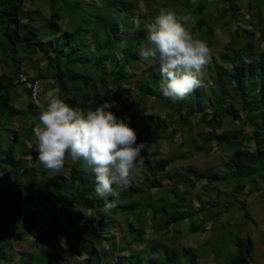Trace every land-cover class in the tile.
Segmentation results:
<instances>
[{"label":"trees","instance_id":"obj_1","mask_svg":"<svg viewBox=\"0 0 264 264\" xmlns=\"http://www.w3.org/2000/svg\"><path fill=\"white\" fill-rule=\"evenodd\" d=\"M33 1L0 0V175L1 181L10 179L0 191V263L14 261L10 240L20 242L28 237L34 239V246H39L44 242L53 243L59 234H63L68 246L66 251L56 246V249L51 247L44 251L42 245L39 246L42 251L36 257L30 252H21L13 263L54 264L56 261L63 264L66 259L83 252L87 256L79 264H200L195 250L180 243L181 233L171 230L167 245L145 240L144 230L134 223L143 218L142 213L148 212L153 232L159 233L188 220V233L209 231L214 236L213 241L202 244L211 251L229 234L221 225V217L232 208V202L220 200L216 186H233V195L238 197L245 189L253 193L259 180L264 182V51H256L251 30L237 27L230 34L224 51L218 57L212 54V63L206 70V78L211 81L209 88L203 83L183 100L173 102L162 96L160 68L154 63L155 69L147 75L148 79H142L137 86L139 100L142 102L145 95H149L161 101L174 111L168 122L152 116L146 124L140 115L141 109L128 110L122 116L116 107L106 109L135 130L137 143L147 141L148 144L161 136L172 140L178 127L189 132L193 128L190 117L198 116L195 131L200 144L190 135L192 147L207 154L211 143L215 142L232 152L224 163L205 169L190 165L183 172L166 174L174 182L172 188L164 190L157 175L164 173L175 158L150 160V156L157 154L151 150L150 155L144 154L141 189L130 186L124 190L118 197L117 207L108 213L103 211L104 199L95 192L94 173L82 160L72 163L69 157L71 163L69 166L65 163L60 173L46 170L39 162L33 128L39 123V115L47 103L43 108L37 106L32 92L25 88L19 77L53 80L54 84L48 82L46 85L47 89L56 87L53 96L59 95L69 106L82 112L95 110L105 101H121L131 91L125 84L132 83L134 78L128 68L135 67L133 64L148 63L139 57V49L147 44L145 25L153 23L161 11H171L185 28L211 47L217 43L214 40L217 24L214 13H220L219 17L223 18L231 11L229 23L237 21L235 0H213L214 8H209L204 1L193 0H136L135 3L131 0H47V11L42 6L31 7ZM259 2L257 7L260 9L264 0ZM138 4L144 11L134 14L132 8H137ZM219 5L224 9L220 10ZM137 20L139 28L135 24ZM259 32L260 41H264V29ZM117 51L121 59H116ZM33 57L36 63L30 66L34 72L30 77L27 69ZM217 58L222 64H218ZM40 62L45 64L43 68L39 66ZM109 84L115 89H109ZM22 103L24 106L20 107ZM129 116L138 119L130 123ZM174 120H177L175 125ZM14 121L19 122L18 128L8 131L6 126ZM228 124L232 127L223 129ZM247 125L253 126L248 136L244 134ZM246 142H253L254 148L250 149ZM15 152L18 158H15ZM25 157L43 167L39 173L43 181L38 195L44 208L49 203L55 206L50 229L41 228L39 221L33 220L34 212H29L30 220L20 209L19 200L24 193H34L36 182ZM202 180L205 181L204 189L208 193L215 191V197L197 196L195 204L190 193ZM178 183L189 189L188 195L178 194ZM153 188L157 189L155 194H147ZM132 191L137 194L133 195ZM240 209L243 223L250 220L244 202L240 203ZM127 215H132L133 219L128 220ZM61 216L67 222L65 229L59 226ZM76 216L82 220L88 218V223H77ZM199 216L202 218L198 220ZM116 221L127 234L118 244L111 234ZM207 223H210L208 230L205 228ZM241 224L235 227L236 231ZM102 242L108 243L109 248H100V253L98 246ZM230 243L234 252L228 255L225 264H248L252 255L250 239L237 234ZM137 247L141 248L137 250ZM126 251L129 253L125 254ZM217 251L220 252L219 247ZM157 252L160 255L152 256Z\"/></svg>","mask_w":264,"mask_h":264},{"label":"rangeland","instance_id":"obj_2","mask_svg":"<svg viewBox=\"0 0 264 264\" xmlns=\"http://www.w3.org/2000/svg\"><path fill=\"white\" fill-rule=\"evenodd\" d=\"M73 1V0H66ZM134 3L136 0H131ZM163 2L165 0H162ZM195 1H204L207 3V5L210 7L215 6V2L213 0H193ZM259 0H235V10L234 14L236 17H238V20L233 21L232 23H229L232 20V14L231 11L227 12L222 17H219L220 13H214L217 24L215 29V36L214 40L217 41V43L213 44L211 46L212 48V54L214 57H218V54L222 51H224V45L229 41L230 34L235 31L237 27H242L246 30H251V38L254 44V47H256V51H264V41H260L261 33L260 30L264 29V6H262L260 9L257 7ZM214 4V6H213ZM33 8H37L38 6H42L45 11H47V0H34L32 5H30ZM137 8H132V12L134 14L138 13L139 10H143L141 4L136 5ZM223 5H219L221 7ZM224 9V7H221L220 10ZM219 10V11H220ZM65 27V25H64ZM243 43L242 40H239ZM248 53V52H247ZM117 58L121 59L120 53L117 51L115 52ZM218 64H222V60L220 58L216 59ZM36 63V58H32V62L29 63L27 73L30 77L34 76V72L31 69V65H34ZM155 62L151 63H138L133 64L135 67L128 68L131 75L134 77L132 80V83L125 84V87H130L131 91L128 96H125L121 101L116 102V110L120 114V116L125 115L128 110H131V112H135L138 109L142 110V119L143 121L148 124L150 118L153 117H159L167 122L170 120V117L173 115L174 111L170 110L166 105H164L161 101L156 100L154 96L145 95V100L141 102L139 100L140 96L137 86L140 85V82L142 79H146L147 75L151 73L152 70L155 69L154 67ZM44 63L40 62V67H44ZM107 69H109V66H107ZM2 72V69H0V73ZM148 79V78H147ZM207 82L205 84L206 88H209V85H211L210 79L206 78ZM209 80V83H208ZM41 81V90L35 95L34 101L35 104L39 107L43 108V105L48 102L49 98L53 96L56 92L55 89H47L46 85L48 82H51L54 84L53 80H40ZM130 85V86H129ZM109 89H115V86L109 84ZM24 103V102H23ZM21 104L20 107L24 106V104ZM19 107V105H18ZM138 117L134 118L132 116H129L128 121L130 123L137 121ZM199 117H190L189 121L190 124L193 126V128L188 132L186 129L178 127V133L174 136L172 140L161 136L159 139H154L152 144H149L151 150L156 151L157 154L154 156H150V160H163L169 157H174L175 161L174 163L169 166L164 173H160L157 175V178H160L162 180V185L164 186L163 189H170L172 188L173 180L168 178L166 174L176 172H183L186 170L188 166H193L197 169H205L209 166H214L220 163H224L227 161V159L231 156V151L227 150L226 148H222L221 146H217L215 142H212L208 153L205 154L196 148H193L191 144H193V141L190 140V137L193 136L195 140H197V143L200 144V139L196 135L195 131V125L198 122ZM177 120H174V125ZM128 122V123H129ZM19 126L18 121L12 122L9 126H6L7 130H16ZM232 125L228 124L223 127V129H229ZM253 129L252 125H247L244 128V134L250 135L251 131ZM222 131V130H220ZM219 131V132H220ZM191 135V136H190ZM32 140V138H31ZM147 142V141H146ZM148 143V142H147ZM28 146H31V141H28ZM247 146L250 147V149L254 148L253 142H246ZM15 158H18L17 152L14 153ZM144 155V154H142ZM264 158V157H263ZM26 165L29 169H32L33 175L35 178V191L33 194L24 193V195L19 200L20 202V209L23 212V215L29 218V212H34V221L38 220V225L41 228L44 229H50L53 225V218L55 213V206L52 203H49L46 208H44L41 205V199L38 195V190L42 188V181L43 177L40 176V171L43 169L42 166L39 165L37 161L32 162L30 157H25ZM71 162L69 160L66 161L67 166H69ZM67 174V170L66 173ZM2 175V174H1ZM0 175V191L4 184H8L10 179H5L4 181H1L3 178ZM143 178V174L141 173V167L139 168V171L137 173H134V178L131 183V186L134 188H140V180ZM3 182V183H2ZM205 181H198L196 183V187L194 190H192V193H190V197L192 198L193 202L196 204L195 200L197 196L202 195L204 198H214L215 197V191H212L211 193H208L207 190L204 189ZM219 191V197L221 201H230L232 202L231 210L224 213L221 217V225L224 227L225 231L229 232V234L225 235V240H222V243H218L214 250L209 251V248L203 247L202 244L206 241H213L214 236L209 232H203V233H194L190 234L187 232L189 222L188 220H184L182 223H180L178 226L172 227L169 230L161 231L159 233L153 232L151 228V214H148V212H144L141 214L140 221L135 222L136 226H141L142 230H144V239L145 240H156L158 242H163L164 244L169 245V241H167V236L170 235L171 232H178L182 234V239L180 240V243H182L185 247L193 248L196 252V254L199 257L200 264H225L226 259L228 258V255L230 253L234 252V248L231 246V239L234 236L240 235L243 237H248L252 243V255L250 257V260L248 264H264V182L259 180L256 184V190L253 193H250L248 190L245 189L244 193L238 197H234L233 195V186L226 187L224 185H218L216 186ZM141 189V188H140ZM157 191L156 188L151 189L150 191H147V194H155ZM178 194L186 193L189 194V189H187L182 183H178L177 188ZM123 191L120 192L121 196ZM132 194L135 195L137 192L132 191ZM168 198L171 199V196L168 195ZM245 203L246 212L249 213L251 219L250 220H244L243 223V214L240 209V203ZM128 220L133 219L132 215L126 216ZM77 223H88L87 220H82L81 217L76 216ZM201 219L202 216H199L197 219ZM30 219V218H29ZM195 219L194 222L198 223V220ZM31 220V219H30ZM119 223L121 220L118 218ZM119 223L116 221V224H114V227H112L111 234L114 235V239L116 240V243L121 241V239L126 238L127 234L124 233V229L119 228ZM242 223V224H241ZM241 224L238 229L235 230V227ZM60 228H64L67 226V222L65 221V217L61 216V222L59 224ZM206 230L210 228V223H207L205 226ZM63 229V230H64ZM174 235V234H173ZM126 236V237H125ZM34 239L31 238H24L22 241H15L10 240L9 245L12 248V254L14 256V261L16 262L19 258V254L21 252H30L34 257L42 251V246L44 251L51 250V247L61 248L62 250H67V245L65 243V239L63 234H59L57 239L53 243L47 244V242H44L43 244H39V246H34ZM56 246V247H55ZM226 246L225 248H223ZM218 247L220 248V252L217 251ZM104 248L105 250H108L109 244L106 242H102L101 246H98V249L101 253V249ZM141 248V247H139ZM137 247V250L139 249ZM52 254H55V252H52ZM120 254L119 252H117ZM129 252L126 251L125 254H128ZM117 255V254H116ZM160 255L159 252L154 253L152 256H158ZM86 254L81 252L79 255L73 257L72 259H66L63 264H79V262L86 258ZM105 256V252H104ZM115 256V255H114ZM113 256V257H114ZM106 261V257H104ZM56 260V259H55ZM112 260V259H111ZM10 262H1L0 264H15ZM113 262V261H111ZM54 264H58L56 261Z\"/></svg>","mask_w":264,"mask_h":264},{"label":"clouds","instance_id":"obj_3","mask_svg":"<svg viewBox=\"0 0 264 264\" xmlns=\"http://www.w3.org/2000/svg\"><path fill=\"white\" fill-rule=\"evenodd\" d=\"M135 24L140 27L138 20ZM145 30L147 44L139 49V57L159 65V91L164 98L177 102L203 86L213 51L206 41L185 28L171 11H161ZM115 106V101H105L95 110L82 112L54 95L33 128L38 160L46 170L60 173L69 157L72 163L82 160L91 168L105 213L117 207L120 192L131 186L134 173L145 162L142 154H151L147 142L137 143L133 128L106 111Z\"/></svg>","mask_w":264,"mask_h":264},{"label":"built area","instance_id":"obj_4","mask_svg":"<svg viewBox=\"0 0 264 264\" xmlns=\"http://www.w3.org/2000/svg\"><path fill=\"white\" fill-rule=\"evenodd\" d=\"M19 81L22 82L27 90H30L35 96L40 88H41V81L40 80H30L27 76L25 75H20Z\"/></svg>","mask_w":264,"mask_h":264}]
</instances>
